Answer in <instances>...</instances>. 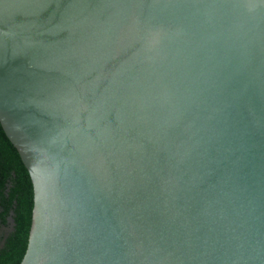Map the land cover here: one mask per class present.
I'll list each match as a JSON object with an SVG mask.
<instances>
[{"label":"water","instance_id":"obj_1","mask_svg":"<svg viewBox=\"0 0 264 264\" xmlns=\"http://www.w3.org/2000/svg\"><path fill=\"white\" fill-rule=\"evenodd\" d=\"M0 127L19 264H264V0H0Z\"/></svg>","mask_w":264,"mask_h":264},{"label":"trees","instance_id":"obj_2","mask_svg":"<svg viewBox=\"0 0 264 264\" xmlns=\"http://www.w3.org/2000/svg\"><path fill=\"white\" fill-rule=\"evenodd\" d=\"M31 209L30 179L0 127V227L7 228L0 238V264H19L27 243Z\"/></svg>","mask_w":264,"mask_h":264},{"label":"flooded vegetation","instance_id":"obj_3","mask_svg":"<svg viewBox=\"0 0 264 264\" xmlns=\"http://www.w3.org/2000/svg\"><path fill=\"white\" fill-rule=\"evenodd\" d=\"M6 221H7V223H10L9 219H7ZM6 231H7V228H5V227H0V238H1V236L4 235V233H5ZM0 245H1V242H0Z\"/></svg>","mask_w":264,"mask_h":264}]
</instances>
